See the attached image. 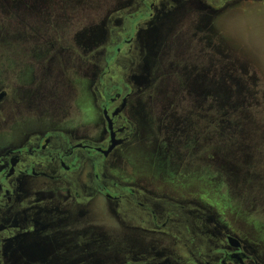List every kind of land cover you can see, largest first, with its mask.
<instances>
[{
  "label": "rangeland",
  "instance_id": "1",
  "mask_svg": "<svg viewBox=\"0 0 264 264\" xmlns=\"http://www.w3.org/2000/svg\"><path fill=\"white\" fill-rule=\"evenodd\" d=\"M136 1L124 0L130 8ZM122 3L0 0V89L9 91L0 113L1 131L24 114L27 104L60 131L86 132L92 125L102 130L100 116H89L88 80L71 81L68 61L57 49L61 38L87 26L93 16L96 25L90 33L97 30L99 49L105 26ZM154 9L155 18L145 24L139 40L141 50L134 45L133 67L132 58L124 61L135 86L131 99L141 101L143 112L139 121L132 118L137 125L133 145L124 151V163H117L116 175L128 166L134 180L154 187L191 171L170 187L192 196L199 188H209L212 198L224 193L253 214L255 228H264V4L239 0L217 11L207 0H156ZM102 56L97 53V63ZM69 112L71 120L60 118ZM175 166L182 170L170 171ZM149 167L158 171L151 173ZM218 184L225 188L219 190ZM242 209L226 211L249 230ZM96 230L101 234L96 244L112 249L140 238L122 227Z\"/></svg>",
  "mask_w": 264,
  "mask_h": 264
},
{
  "label": "flooded vegetation",
  "instance_id": "2",
  "mask_svg": "<svg viewBox=\"0 0 264 264\" xmlns=\"http://www.w3.org/2000/svg\"><path fill=\"white\" fill-rule=\"evenodd\" d=\"M237 1L207 3L221 11ZM155 5L156 0H137L130 8L123 0L105 26L99 49L97 30L90 33L95 16L58 44L70 80H88L89 116H100L102 130L92 125L86 132L60 131L47 126V118L29 104L13 122L21 123L17 130L12 131L13 124L0 130V264H264V228H255L256 218L234 198L224 193L212 198L209 188L192 196L170 187L191 171L154 187L134 180L128 166L116 175L117 163H124V151L133 145L137 125L132 118L139 121L143 112L141 101L131 99L135 86L128 71L134 65V45L141 50L145 24L155 18ZM128 57L131 66L124 64ZM0 91L5 93L2 113L9 91ZM70 115L60 118L69 121ZM234 206L242 209V223L251 229L226 211ZM97 227H122L140 238L112 249L96 244L101 236Z\"/></svg>",
  "mask_w": 264,
  "mask_h": 264
},
{
  "label": "water",
  "instance_id": "3",
  "mask_svg": "<svg viewBox=\"0 0 264 264\" xmlns=\"http://www.w3.org/2000/svg\"><path fill=\"white\" fill-rule=\"evenodd\" d=\"M4 95H5L4 91H0V101L3 99Z\"/></svg>",
  "mask_w": 264,
  "mask_h": 264
}]
</instances>
